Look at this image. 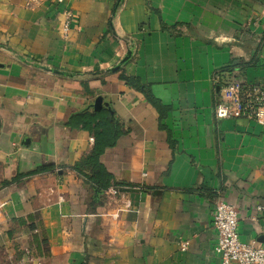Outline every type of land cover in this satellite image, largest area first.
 Masks as SVG:
<instances>
[{"label":"crops","instance_id":"0c3cea01","mask_svg":"<svg viewBox=\"0 0 264 264\" xmlns=\"http://www.w3.org/2000/svg\"><path fill=\"white\" fill-rule=\"evenodd\" d=\"M235 76L264 83V0H0V252L18 264H222L220 198L236 205L241 239L264 243V125L215 113ZM101 109L123 128L101 160L125 183L103 190L74 167L94 132L67 123Z\"/></svg>","mask_w":264,"mask_h":264},{"label":"built area","instance_id":"2783aa9c","mask_svg":"<svg viewBox=\"0 0 264 264\" xmlns=\"http://www.w3.org/2000/svg\"><path fill=\"white\" fill-rule=\"evenodd\" d=\"M72 18L73 13L67 10L64 31L70 29ZM215 113L219 118L245 117L264 125V83L238 76L222 82ZM5 203L0 198V217ZM258 208L264 209V205L259 204ZM238 225L236 205L226 199H218L213 213V226L218 233L215 250L222 264H264V243L242 240Z\"/></svg>","mask_w":264,"mask_h":264},{"label":"trees","instance_id":"16d2710c","mask_svg":"<svg viewBox=\"0 0 264 264\" xmlns=\"http://www.w3.org/2000/svg\"><path fill=\"white\" fill-rule=\"evenodd\" d=\"M128 84L141 89L146 98L155 105H161L159 100L154 97L150 88L144 85L139 78L122 74ZM231 78H228L229 80ZM224 79V82L227 81ZM71 126L82 125L94 132L95 145L92 151L77 161L75 169L82 173L86 178L94 182L99 190L106 189L112 185L120 187L125 183L115 178L108 171L107 167L101 160V156L108 146L116 144L119 136L123 132L120 121L112 115L109 109L86 110L84 112L74 113L67 122ZM9 181H6L8 183Z\"/></svg>","mask_w":264,"mask_h":264},{"label":"water","instance_id":"95a60500","mask_svg":"<svg viewBox=\"0 0 264 264\" xmlns=\"http://www.w3.org/2000/svg\"><path fill=\"white\" fill-rule=\"evenodd\" d=\"M131 56H132V50H129L128 53L125 55V57H123V58L121 59L120 63H119L118 65H116L115 67H113L112 69H113V70H117V69L121 68V66H122L127 60H129V59L131 58ZM102 103H103V97H102V96H98V97L96 98L95 107H96V108H100V106L102 105ZM121 190H122V191H132V190H134V188H132V187H122Z\"/></svg>","mask_w":264,"mask_h":264},{"label":"rangeland","instance_id":"374dc122","mask_svg":"<svg viewBox=\"0 0 264 264\" xmlns=\"http://www.w3.org/2000/svg\"><path fill=\"white\" fill-rule=\"evenodd\" d=\"M10 264H18V263H14L13 262V259L11 257H9V253H3V252H0V261H11Z\"/></svg>","mask_w":264,"mask_h":264}]
</instances>
